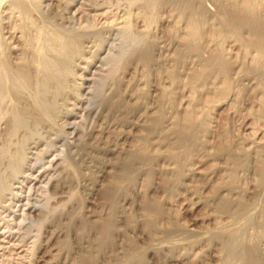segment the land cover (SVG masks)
Masks as SVG:
<instances>
[{
  "label": "rangeland",
  "instance_id": "374dc122",
  "mask_svg": "<svg viewBox=\"0 0 264 264\" xmlns=\"http://www.w3.org/2000/svg\"><path fill=\"white\" fill-rule=\"evenodd\" d=\"M0 264H264V0H0Z\"/></svg>",
  "mask_w": 264,
  "mask_h": 264
},
{
  "label": "bare ground",
  "instance_id": "6f19581e",
  "mask_svg": "<svg viewBox=\"0 0 264 264\" xmlns=\"http://www.w3.org/2000/svg\"><path fill=\"white\" fill-rule=\"evenodd\" d=\"M103 61H104V60H103ZM89 68H91V65H88L87 68H83V67H81V69L83 70V72H84L85 75H89V72H90V71H88ZM88 77H89V76H88ZM93 77H94V76H93ZM88 81H92V80H89L88 78H84V79H83V83H84V84H87ZM79 103H81V102H79ZM72 104H73V103H72ZM76 110H79V109H76ZM72 115H73V114H72ZM68 127H69V126H68ZM35 147H36V145H35ZM35 147H34V148H35ZM33 150H34V149H33ZM48 164H49V163H48ZM55 165H56V164H55ZM48 168H49V167H48ZM33 169H34V167H29V168L26 169L25 171H28V172L32 175V174H33V173H32ZM44 172H45V173H48V172L45 171V170H44ZM24 173H26V172H24ZM48 174H50V173H48ZM32 177H33V176H32ZM41 177H43V176H41ZM41 177H40V178H41ZM44 177H46V176H44ZM37 179H38V178H37ZM47 179H48V178H47ZM26 180H27V178H26ZM34 180H35V179H34ZM35 181H37V180H35ZM39 181L42 182L41 179H40ZM37 182H38V181H37ZM38 183H39V182H38ZM20 184H21V183H20ZM24 186H25V185H24ZM19 188H20V187H19ZM19 188H18V189H19ZM31 190H32V189H31ZM37 193H38V192H37ZM35 194H36V193H35ZM17 196H18V195H17ZM33 198H34V197H33ZM7 199H8V198H7ZM13 199H14V198H13ZM11 202H12V201H11ZM4 208H5V207H4ZM39 208H40V207H39ZM12 211H13V210H12ZM12 231H13V230H12ZM19 239H20V238H19ZM21 239H22V238H21ZM23 243H24V242H23ZM16 247H17V246H16ZM37 263H38V262H37Z\"/></svg>",
  "mask_w": 264,
  "mask_h": 264
}]
</instances>
